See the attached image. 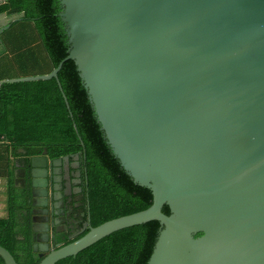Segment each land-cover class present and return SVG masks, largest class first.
I'll list each match as a JSON object with an SVG mask.
<instances>
[{"label":"water","instance_id":"obj_1","mask_svg":"<svg viewBox=\"0 0 264 264\" xmlns=\"http://www.w3.org/2000/svg\"><path fill=\"white\" fill-rule=\"evenodd\" d=\"M59 4L66 57L48 74L0 85L57 80L72 60L112 154L152 203L95 227L88 216L86 233L50 248L47 176L72 156L42 151L29 161L38 264L150 221L159 230L147 264H264V0ZM22 16L1 14L0 34ZM0 257L17 264L2 246Z\"/></svg>","mask_w":264,"mask_h":264},{"label":"trees","instance_id":"obj_2","mask_svg":"<svg viewBox=\"0 0 264 264\" xmlns=\"http://www.w3.org/2000/svg\"><path fill=\"white\" fill-rule=\"evenodd\" d=\"M60 11L59 0H5L0 4V15L23 16L0 34V55L8 56L6 37L18 27L17 53H27L29 39L24 26L33 22L52 71L68 50ZM9 62L12 67L6 71H13L17 63ZM6 74L0 75V80H5ZM0 137L4 138L0 143V178L6 180L7 194V215L0 218V246L17 264H38L41 260L32 250L29 180L19 187L18 178L23 172L29 176L30 158L44 150L51 159L79 154L86 180L75 210L78 227L87 215L89 226L95 227L152 203L150 190L136 185L112 154L72 60L63 63L57 80L0 85ZM162 212L168 215V207L163 206ZM158 230L156 221L124 228L55 264H147ZM67 243L70 241L65 239L62 245ZM0 264H4L1 257Z\"/></svg>","mask_w":264,"mask_h":264},{"label":"flooded vegetation","instance_id":"obj_3","mask_svg":"<svg viewBox=\"0 0 264 264\" xmlns=\"http://www.w3.org/2000/svg\"><path fill=\"white\" fill-rule=\"evenodd\" d=\"M18 179L19 187H22L27 180H29L30 184V172L29 176L23 172ZM84 180H86V178L81 167L79 154L77 158L72 155V157L69 158L68 164L62 161L59 165L52 167L51 172L49 171L47 176V208L49 212L46 217L48 218L47 234L50 248L62 246L65 239L71 242L79 238L88 228V226L86 228L83 227L87 218L81 227L75 225L77 224L75 219L77 212L75 210L78 209L84 195ZM88 216L89 215H87V217ZM31 217H33L32 214ZM44 218V215L37 217L40 222H45ZM41 237L42 233H39L37 239H41ZM45 254L46 253H44L43 256Z\"/></svg>","mask_w":264,"mask_h":264},{"label":"crops","instance_id":"obj_4","mask_svg":"<svg viewBox=\"0 0 264 264\" xmlns=\"http://www.w3.org/2000/svg\"><path fill=\"white\" fill-rule=\"evenodd\" d=\"M13 17L15 18L19 17V15ZM0 27H2V19H0ZM24 27L26 33H28L29 35L28 38L29 40L27 42V48H29V51L27 52L28 56H26L24 59L26 62L24 63L23 67L22 65L20 67H17V65L15 64L14 70L12 72H15L16 74L13 75L6 74L4 75L6 79L29 77L33 75H45L51 72L50 63L48 61L46 52L42 47L40 39L37 38L36 31L33 30L34 23L27 22ZM5 45L7 46V51H8L7 59L16 63L15 62L16 60L13 58V56L14 54H18L17 52L19 50L16 47L17 44L14 43L12 40H7V42H5ZM6 200H7L6 180L0 178V218H4L7 215Z\"/></svg>","mask_w":264,"mask_h":264},{"label":"rangeland","instance_id":"obj_5","mask_svg":"<svg viewBox=\"0 0 264 264\" xmlns=\"http://www.w3.org/2000/svg\"><path fill=\"white\" fill-rule=\"evenodd\" d=\"M3 2H5V0ZM18 30H20L19 27L13 29L11 31V33L6 37L7 40H12L14 43L17 44L18 43L17 40H19V37L17 35L18 32H19ZM27 38H29L28 33H27ZM27 38L25 40H27ZM3 40H6L5 37H4ZM3 56L0 55V75L6 74V73L7 74H11V75L16 74L15 72H12V71H6L7 67L11 68L12 66H11V63L9 62V60L7 59L6 55H3ZM26 56H28V55H27V53L25 51L24 53L23 52H19V54H14L13 58L16 60L15 62L17 63V65H21L22 61L24 62V59H25ZM43 63H44V61H43Z\"/></svg>","mask_w":264,"mask_h":264},{"label":"built area","instance_id":"obj_6","mask_svg":"<svg viewBox=\"0 0 264 264\" xmlns=\"http://www.w3.org/2000/svg\"><path fill=\"white\" fill-rule=\"evenodd\" d=\"M4 0H0V4L3 3ZM4 141V138L0 137V143Z\"/></svg>","mask_w":264,"mask_h":264}]
</instances>
